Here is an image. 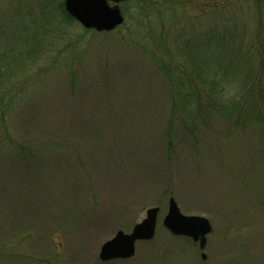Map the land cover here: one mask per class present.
Segmentation results:
<instances>
[{"label":"rangeland","instance_id":"1","mask_svg":"<svg viewBox=\"0 0 264 264\" xmlns=\"http://www.w3.org/2000/svg\"><path fill=\"white\" fill-rule=\"evenodd\" d=\"M154 1L164 3L170 60H185V40L196 46L195 33L217 21L237 27L248 44L264 37V7L254 0H193L195 8L190 0ZM135 8L126 6L125 22ZM155 25L129 22L140 40L160 35ZM52 32V46L35 67L44 69L32 74L41 76L39 83L27 91L41 94L33 110L53 132L77 113L80 134L55 135L56 154L38 151L29 169L20 172L13 163L20 175L3 192L17 224L0 226L2 257L9 255V264H264V145L258 133L239 135L213 111L194 124L171 121L163 74L126 29L98 32L61 22ZM73 92L81 100L74 106L67 100ZM14 121H21L18 114ZM23 177L29 179L20 182ZM170 197L184 214L212 223L203 250L164 226ZM152 207L161 209L155 236L138 241L131 258L102 261V244L119 230L131 232Z\"/></svg>","mask_w":264,"mask_h":264},{"label":"trees","instance_id":"2","mask_svg":"<svg viewBox=\"0 0 264 264\" xmlns=\"http://www.w3.org/2000/svg\"><path fill=\"white\" fill-rule=\"evenodd\" d=\"M64 1L0 0V226L5 230L6 226L11 229L17 224L13 209L6 204V194L3 192L6 182L11 184L17 180L22 166L29 169L27 161L33 162L38 151L43 150L44 156L55 155V135L80 134L75 128L77 113H71L72 117L68 114L63 121L65 124H62L64 127L59 132H53L50 121L38 117L35 107L33 110L34 100L41 94L27 91L29 85L39 83L41 76L32 77V74L44 69L35 67L42 60V55L48 53L47 47L52 46L48 45L54 35L52 29L61 22L77 23L67 13ZM254 1L264 7V0ZM131 3L136 4V11L116 30L121 34L124 29L128 30L134 43L142 45L144 50L146 47L150 52V58L166 81L170 112L175 117L171 121L179 119L183 125H189L203 119L206 111H213L231 122L240 132L239 135L253 129V134L258 133L264 145V37L257 36L252 39V44H248L243 32L234 30L237 27L219 25L216 20L214 27L204 25L195 33L199 42L196 46L192 41L185 40L183 46L189 54L185 60L176 61L173 53L174 57L170 60L167 55L164 3L128 0L122 2L125 14L126 6ZM190 7L195 8L193 0H190ZM218 19L225 22L222 16ZM131 21L138 25L156 24L160 27V35L146 39L144 35L143 40L137 39L139 33L131 30ZM68 63L69 60L63 69ZM75 75L76 72L72 77L75 78ZM71 88H75V82L71 83ZM74 93L69 94L67 99L72 106L81 102ZM25 103H31L32 108L23 110ZM17 114L21 121L16 124L14 119ZM16 134L22 139H15ZM27 137L30 139L25 140ZM165 137L170 139L168 144L172 148L169 128ZM13 163L20 167V172L13 169ZM27 179L23 177L20 182ZM2 252L1 249L0 264H9V255L2 257Z\"/></svg>","mask_w":264,"mask_h":264},{"label":"water","instance_id":"3","mask_svg":"<svg viewBox=\"0 0 264 264\" xmlns=\"http://www.w3.org/2000/svg\"><path fill=\"white\" fill-rule=\"evenodd\" d=\"M128 0H65L67 13L86 29L111 32L125 22L121 3ZM160 207L147 210L146 217L133 226L131 232L119 230L115 236L104 242L99 257L102 261L131 258L140 240H151L156 233ZM164 226L173 234L184 235L199 242L200 249L207 245L208 235L213 226L202 215L184 214L174 197H170L168 211L163 219ZM205 258L206 255L203 254Z\"/></svg>","mask_w":264,"mask_h":264}]
</instances>
